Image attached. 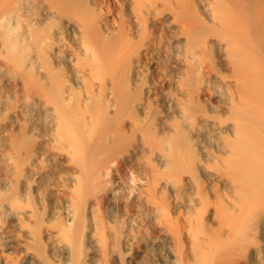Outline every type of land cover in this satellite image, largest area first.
<instances>
[{
    "label": "bare ground",
    "instance_id": "1",
    "mask_svg": "<svg viewBox=\"0 0 264 264\" xmlns=\"http://www.w3.org/2000/svg\"><path fill=\"white\" fill-rule=\"evenodd\" d=\"M85 1L0 0V264H264V0Z\"/></svg>",
    "mask_w": 264,
    "mask_h": 264
},
{
    "label": "rangeland",
    "instance_id": "2",
    "mask_svg": "<svg viewBox=\"0 0 264 264\" xmlns=\"http://www.w3.org/2000/svg\"><path fill=\"white\" fill-rule=\"evenodd\" d=\"M94 1V0H93ZM99 1V0H98ZM92 1L91 0H86L85 2H84V4H86V6H87V8H88V10L89 11H91L92 9H93V3H91ZM128 185L130 184V183H127Z\"/></svg>",
    "mask_w": 264,
    "mask_h": 264
}]
</instances>
